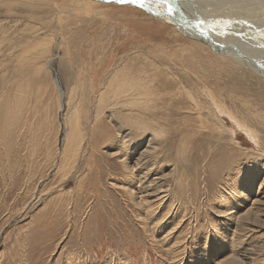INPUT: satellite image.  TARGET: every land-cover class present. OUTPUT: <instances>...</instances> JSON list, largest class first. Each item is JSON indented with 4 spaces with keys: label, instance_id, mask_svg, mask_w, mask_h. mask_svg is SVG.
Instances as JSON below:
<instances>
[{
    "label": "rangeland",
    "instance_id": "obj_1",
    "mask_svg": "<svg viewBox=\"0 0 264 264\" xmlns=\"http://www.w3.org/2000/svg\"><path fill=\"white\" fill-rule=\"evenodd\" d=\"M168 2L253 68L127 3L0 0V264H264V0Z\"/></svg>",
    "mask_w": 264,
    "mask_h": 264
},
{
    "label": "bare ground",
    "instance_id": "obj_2",
    "mask_svg": "<svg viewBox=\"0 0 264 264\" xmlns=\"http://www.w3.org/2000/svg\"><path fill=\"white\" fill-rule=\"evenodd\" d=\"M91 1H98V2H121V0H91ZM151 1H154V2H157L158 0H134V2H132V0H123V2L121 3H127L128 6H131V7H139L141 9H144L146 10L147 12H150L152 16H155V17H160L161 19H164L165 21H167L168 23H171L172 25L175 26L176 30H178L180 33L184 34L185 36L187 37H191V38H194V39H199L201 41H203V43H208V45H214L212 48H214V51H217V53L219 52L220 54L226 56V57H229L231 58L232 60H234L235 62H239L241 65H244L245 67L247 68H253L252 65L253 63H244L243 62V58H245L246 56H248V50L250 48H246V50H244V44H241L242 42H237V43H234V42H231L233 41V39H224L222 37L221 34H218L217 32H215L216 34H213L211 33V31H213L211 28H208V27H205V26H200L199 24L194 23V24H188V23H184L182 22L181 18L183 17L182 15L186 16L185 14H182L181 17L178 16V14L176 13V11L170 6V3L168 2V0H161V5H163L164 7L163 8H159L157 5H156V11L153 10L152 6H151ZM150 2V3H148ZM158 3V2H157ZM154 15H153V14ZM180 15V14H179ZM187 17V16H186ZM183 19V18H182ZM187 19V18H186ZM189 19V18H188ZM184 20V19H183ZM182 23H184L185 25H183ZM208 29H211V31H209ZM221 37V38H220ZM198 42V41H197ZM211 45V46H212ZM251 45V44H250ZM255 45V44H254ZM213 50V49H212ZM251 52V51H250ZM254 53V52H253ZM256 54V53H254ZM249 60L250 58L247 57ZM255 60H257V62H260L261 64L263 62L259 61L260 58L258 57H253ZM251 61V60H250ZM252 62V61H251ZM254 62V61H253ZM259 63V64H260ZM254 70V69H253ZM257 74L261 75L260 73H264L263 71L261 70H254ZM259 71V72H258ZM261 71V72H260ZM126 72V71H125ZM128 72V71H127ZM143 73V72H142ZM141 73V74H142ZM126 75V74H125ZM124 76V75H122ZM133 78V77H132ZM126 79V78H125ZM136 79V78H134ZM113 80V79H112ZM120 80V79H119ZM111 81V80H110ZM133 81V80H132ZM143 82V81H142ZM109 86L106 88L105 91H110L111 93V97L113 98V100H116V103L117 104H120V105H126L127 103H129L127 100L129 95H131V90L134 89L136 87L135 84H133L132 82H127L126 84H121V83H124L122 82V79H121V82L120 83H117V85H113V81L112 82H109ZM135 83V82H134ZM138 84V83H137ZM113 85V86H111ZM148 87V86H147ZM111 89V90H110ZM147 89V88H146ZM105 91H101L99 92L100 95H99V98H98V103H99V106L101 104V101H102V98L104 96ZM143 92V91H142ZM148 94V93H147ZM22 95V94H21ZM135 95V94H134ZM71 96V95H70ZM69 96V97H70ZM133 96V95H132ZM24 98V97H23ZM130 98V97H129ZM20 99V98H19ZM62 99V96L61 94H59L58 96V101H59V104H60V101ZM70 99V98H69ZM131 99V98H130ZM137 99V98H136ZM140 99V98H138ZM142 99V98H141ZM153 99V98H152ZM112 100V101H113ZM133 101V100H132ZM131 101V102H132ZM146 101V100H145ZM115 102V101H114ZM137 102V101H136ZM143 102V101H142ZM194 102V101H193ZM150 103V102H148ZM115 105V104H114ZM133 105V104H132ZM131 105V106H132ZM151 105V104H150ZM17 106V105H16ZM78 106V105H77ZM126 107V106H125ZM61 108V106H60ZM80 108V107H79ZM129 108V107H128ZM132 108V107H131ZM141 108V107H140ZM47 109V108H46ZM81 109V108H80ZM79 109V110H80ZM12 110V109H11ZM78 110V109H77ZM126 110V109H125ZM71 111V110H70ZM75 111V110H73ZM81 111V110H80ZM47 112V111H46ZM10 113V112H9ZM73 113V112H72ZM8 114V113H7ZM11 114V113H10ZM76 114V113H74ZM73 114V115H74ZM98 114V113H97ZM48 115V114H47ZM46 116V115H45ZM6 117V116H5ZM16 117V116H15ZM72 117V116H71ZM97 117V116H96ZM21 118V117H20ZM73 120H74V123H73V120H72V123L69 121L70 119L68 118V121L71 123L70 124V127H71V130L68 131V135H67V138H65L64 142H65V145L63 146V153H62V157H63V167L65 166V164L67 163L66 161H68V157L73 155V153H71V151L73 150L72 148H75L74 146H77V141H78V138H80V135H79V126H80V121L78 120V116H73ZM200 120V119H199ZM4 123V122H3ZM45 123V122H44ZM67 125V124H66ZM46 126V125H45ZM69 126V125H68ZM69 127V128H70ZM6 130V129H5ZM7 131V130H6ZM5 131V132H6ZM161 132V131H160ZM12 133V132H11ZM44 133V132H43ZM82 134V133H81ZM43 135V134H42ZM65 135V136H66ZM75 135V136H74ZM158 136V135H157ZM36 137V136H35ZM71 138H73V141L71 140ZM79 140H82V139H79ZM80 142V141H79ZM79 144V143H78ZM79 147V145H78ZM77 147V148H78ZM33 149V148H32ZM68 150L70 151V154L68 152ZM75 150V149H74ZM77 151V149L75 150ZM76 153V152H75ZM72 159V157H71ZM61 160V162H62ZM70 161V159H69ZM61 164V163H60ZM68 164V163H67ZM60 166V165H59ZM57 167V166H56Z\"/></svg>",
    "mask_w": 264,
    "mask_h": 264
},
{
    "label": "snow or ice",
    "instance_id": "obj_3",
    "mask_svg": "<svg viewBox=\"0 0 264 264\" xmlns=\"http://www.w3.org/2000/svg\"><path fill=\"white\" fill-rule=\"evenodd\" d=\"M121 2H123V0H121ZM132 2H134V0H132Z\"/></svg>",
    "mask_w": 264,
    "mask_h": 264
},
{
    "label": "water",
    "instance_id": "obj_4",
    "mask_svg": "<svg viewBox=\"0 0 264 264\" xmlns=\"http://www.w3.org/2000/svg\"><path fill=\"white\" fill-rule=\"evenodd\" d=\"M161 1V0H160Z\"/></svg>",
    "mask_w": 264,
    "mask_h": 264
}]
</instances>
